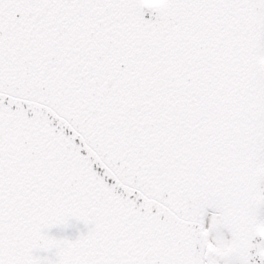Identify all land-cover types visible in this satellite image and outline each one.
I'll use <instances>...</instances> for the list:
<instances>
[{"label": "snow or ice", "instance_id": "1", "mask_svg": "<svg viewBox=\"0 0 264 264\" xmlns=\"http://www.w3.org/2000/svg\"><path fill=\"white\" fill-rule=\"evenodd\" d=\"M0 264H264V0H0Z\"/></svg>", "mask_w": 264, "mask_h": 264}]
</instances>
